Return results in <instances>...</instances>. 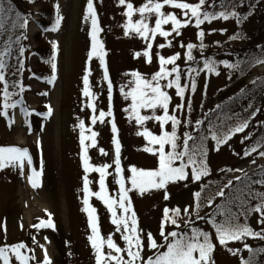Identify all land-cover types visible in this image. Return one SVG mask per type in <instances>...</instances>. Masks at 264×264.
<instances>
[{
  "label": "snow or ice",
  "instance_id": "obj_1",
  "mask_svg": "<svg viewBox=\"0 0 264 264\" xmlns=\"http://www.w3.org/2000/svg\"><path fill=\"white\" fill-rule=\"evenodd\" d=\"M29 2L32 3L34 0H29ZM116 3L123 9L122 15L125 18L124 23L119 25L122 28L123 36L139 38L144 44L141 50L133 52V57H142L147 64H152L155 57L158 63L157 70L150 75L138 70L125 73V76L130 75L132 79L119 86V92L123 99L126 101L130 99L131 101L122 111L127 114V120L130 123L134 122L137 126L135 134L143 137L146 141L139 150L151 154L156 160V166L144 168L129 165L126 174L122 165V145L118 138L119 129L115 122L112 104L114 84L109 77L106 65L107 51L99 35L103 29L99 24L94 0H87L83 21L85 23L90 22V29L87 33L90 38V48L87 52V61L81 77L83 83L81 94L86 98L82 101L81 110L90 109L91 115L88 117L90 120L88 125L83 118L77 117L74 128L79 129V159L83 169V207L81 211L87 214V225L91 230L90 234L87 235V241L90 243L94 256V264H215L213 253L217 246L225 248L232 255H237L240 249L228 247L230 241L244 242L248 238L264 240V191L251 186L258 185L264 188V178L252 180L251 185H249V174L243 169L221 168L219 169L221 172L239 171L242 175L232 176L227 179L226 183L217 185L214 196L202 197V192L207 187L202 182L203 178L209 176L211 171L206 159L209 148L205 146V141L210 136L211 140L214 141L213 150L219 151L221 145L226 144L232 136L243 133L248 127L249 121L256 117L261 109L250 103L248 109L253 110L247 118L237 119L235 123L231 124L220 121L215 127L209 123L208 136L193 137L188 131L180 134L178 130L181 126L193 125L190 118L192 99L191 96L186 98V94L188 92L195 93L197 77L201 73L219 75L218 65H224L230 70L243 71L242 63L245 66L252 63H264V48L261 49L259 56L237 63H230L227 60L216 61L204 55V50L208 45L204 42L206 33L201 25L206 22L211 24L217 19L227 21L230 18H234L236 24L240 25L242 20L247 17H242L237 9L247 3L248 15H251L256 4L252 3L251 0H219L220 10H215L217 0H211V2L209 0H195V2H191V0H144L139 6H136L132 0H116ZM54 7L56 9L55 20L50 29H43L45 32L58 30L63 20L59 3L55 4ZM169 8L172 10H167ZM135 16L138 18H134ZM9 19H11V30L6 27L5 23ZM28 24L29 16L15 11L12 0H0V34L8 33V39L4 41L5 47L0 50V85H2L0 87V98H2L0 99V117L5 118L11 127L14 118L10 116L9 110L19 106L24 126L30 134L32 125L29 117L35 110H29L25 106L22 94L26 86L21 79L9 80V76H22L25 70L27 49L23 41L27 40L28 37L26 31L23 30L27 28ZM166 25H170V27L166 28ZM189 25L197 29L196 39L199 43L192 41L185 43L182 39L177 40L178 37L182 36V30ZM16 29L22 31L15 34ZM216 31V28H210L208 34ZM226 31L225 28L219 29L221 34ZM158 36L163 38V42L155 43ZM238 38H240L238 32L228 37L229 40ZM174 41L176 44L173 43ZM220 43L221 41H214L216 45H220ZM50 44L51 55L47 62L50 64L51 75L46 78L48 84H52L56 80L59 51L57 41L52 40ZM154 44L155 51H153ZM177 45L183 52L175 51L170 55H164L160 51ZM14 46L15 64H10L8 60L13 55ZM257 47L260 46L257 45ZM194 50H199V60L194 55ZM181 57H183V68L177 62L181 60ZM93 58L98 59L99 67L103 70L102 82H106L108 98L107 111L98 110L95 103L98 93L93 91V86L90 83L92 69L89 66ZM29 71L31 70L29 69ZM32 75L35 76V73ZM41 79L45 78L41 77ZM255 83L256 81H253V84ZM169 89H174L175 96L179 98V102L171 107V111L170 105H172L173 97L169 94ZM244 91L241 89L242 93ZM42 94L47 95L46 92ZM13 97L21 98L13 99ZM46 107L47 111L37 112L36 115L45 118L51 115L52 108ZM220 108L221 105H216V109ZM142 110L144 111L142 112ZM207 115L204 113L205 117ZM105 117L111 119L106 121ZM227 120H232V117H227ZM147 121L158 123L159 134L152 132L145 126ZM97 122L108 123L111 126V144L114 146L111 163L93 164L90 162L89 148L97 147L99 134L92 127ZM204 122L203 119H196L192 131H197ZM169 124L170 130L166 128V125ZM249 136L250 134L246 135L244 140L249 139ZM190 141L192 142L191 146ZM40 144L38 138L36 141L38 148H40ZM261 149H264V140L256 141L245 147L243 156L248 157L252 153H257L260 157H264V150ZM99 152L102 155H108L102 147L99 148ZM234 154L240 155L239 153ZM42 164L43 161L41 160ZM26 165L29 169L27 175L29 184L34 189L40 187L39 178L42 175V167L41 170L33 167V158L29 149L19 146H0V170L12 167L19 169V174L23 176ZM109 169H112V172H109ZM259 171L264 172V167ZM91 172L99 174L97 181L99 189L97 191L90 188L93 183L89 179ZM255 174L253 173V175ZM109 175H113L114 182L118 186L115 195L108 193L106 178ZM181 181L200 182V190L192 193L193 204L186 205L183 208V213L179 206L169 208L165 205L158 226L159 237L163 241L160 243L151 231L145 233L139 227L130 193L135 192L137 195L143 196L150 190H164L163 199L168 200L167 185L170 182ZM238 184H242L243 187H237ZM226 189H232V191L226 192ZM93 196L105 205L110 214V223L114 226L113 231H110L106 236L101 233L97 209L89 202L90 197ZM215 197L223 198V202L216 204L211 213L201 215L200 210L205 206L204 202L206 201L207 206H213ZM45 212L47 219H40L38 223L31 225L33 229L37 231L40 229L55 230L56 226L52 219V213L47 212V210ZM253 214H257L256 224L260 226L258 230L247 222V218ZM183 217L187 218L184 219ZM217 217H221V219L217 220ZM241 217H244L243 222ZM196 221H204L210 225L214 230V237L212 232L198 227ZM169 226L171 230H168ZM20 227L23 229V223L20 224ZM114 233L120 234V239L124 242L123 246L114 240ZM44 240L47 242L48 237L45 236ZM32 242L42 250V259H37L34 248H30L25 242L20 241L0 245V264H32V262L35 264H52L45 244L38 243L35 235L32 236ZM66 243L68 242L66 241ZM243 248L247 249L250 256L248 259L241 258V264H257V254L264 253V247L254 249L246 242L243 243ZM146 249L151 254L146 255Z\"/></svg>",
  "mask_w": 264,
  "mask_h": 264
},
{
  "label": "rangeland",
  "instance_id": "obj_2",
  "mask_svg": "<svg viewBox=\"0 0 264 264\" xmlns=\"http://www.w3.org/2000/svg\"><path fill=\"white\" fill-rule=\"evenodd\" d=\"M132 2L139 6L144 0H132ZM191 2H195V0H191ZM57 3L60 5V14L63 16V20L58 30L51 31L45 36V40L49 44L52 40L58 42L56 80L52 84H48L47 81L43 85L39 84L41 81L32 75V71L36 68V58L29 51L26 52L27 59L22 76L10 77V79H21L26 87L30 86L32 89L31 92H23L22 94L25 106L29 110H35L29 117L32 132L29 134L24 126L19 106L16 109L9 110L10 116L14 118L11 127H9L5 118L0 117V146L27 147L33 158V167L37 170H41L42 167V175L39 178L41 186L36 189L32 188L27 180L29 173L27 165L23 176L19 174V169H13L12 167L0 170V245L23 241L30 248L35 249L37 259H42V250L32 242V236L35 235L38 243L45 244L52 264H94V256L90 243L87 241V235L90 234L91 230L87 225V214L81 211L83 207V169L79 159V129L74 128L77 117L83 118L86 125H88L90 124L88 117L91 115L90 109L84 108L83 111L81 110L82 101L86 99L81 94L83 87L81 77L87 61V52L90 48V38L87 35L90 22L85 23L83 21L87 0H34L32 3L29 0H23V4L19 0H12L15 11H19L22 15L33 14L32 18L29 19L27 28L23 30L26 31L28 37L27 40L23 41L26 49H33L37 46L35 34L39 31V28L34 23V17L38 18L35 12L45 5L50 4L54 7ZM94 6L97 10L99 24L103 29L99 35L107 51L105 60L109 77L114 84L112 104L115 122L119 129L118 138L122 145V165L126 174L129 165L144 168L155 167V158L151 154L139 150L146 141L143 137L135 134L137 126L134 122L130 123L127 120V114L122 111L131 101L130 99L127 101L123 99L119 92V86L132 79L130 75L125 76V73L138 70L141 73L150 75L157 70L158 63L155 57L152 64L145 63L142 57H133V52L141 50L144 44L139 38L123 36L122 28L119 25L124 23L125 18L122 15L123 9L117 6L116 0H94ZM215 10H219L218 5H216ZM237 11L241 13L240 9ZM134 18H138V16ZM263 21L264 0H260L244 23L245 34L253 33ZM5 23L6 27L11 30V19ZM165 27L169 28L170 25ZM201 27L204 28L206 33L204 40L205 44L208 45L204 50L206 57H211L216 61L227 60L230 63H236V60L245 52L247 48L246 42H244L246 35L235 40L228 39L230 35L236 33L238 28L234 18L227 21L217 19L212 21L211 24L206 22ZM210 28H216L217 31L209 35L208 30ZM221 28H225L227 31L221 34L219 32ZM20 31L22 30L16 29L15 34ZM196 31L197 29L194 26L189 25L182 30V36L178 37L177 40L182 39L185 43L189 41L199 43L196 39ZM7 39V32L0 34V50L4 48V41ZM217 40L221 41L220 45L214 44V41ZM161 42H163V38L158 36L155 43ZM173 43L176 44V41ZM155 50L154 44L153 51ZM160 51L164 55H170L175 51L183 52L178 45ZM195 52L199 60L200 52L199 50H195ZM15 55L14 47L12 59L14 64ZM177 62L181 64L182 68L184 67L183 57ZM89 66L92 69L90 83L93 86V91L98 93V98L95 101L97 109L107 111L108 98L106 82H102L103 70L99 67V61L96 58H93ZM218 70L219 75L201 73L197 77L195 93L188 92L186 94V98L191 96L192 99L190 118L193 124L197 119L204 97L212 95L219 87L226 85L237 73L236 70H230L224 65H218ZM253 81H256V83L253 84ZM260 83L264 86V63L253 68L252 76L247 80L246 87L251 86L253 88ZM168 91L173 97L172 105H170L171 111V107L179 102V98L175 96L174 89ZM45 92L47 95L42 94ZM261 96L258 106L261 110L256 117L249 121V125L243 133L232 136L226 144L221 145L219 151L213 150L214 142H210L208 162L213 172L231 166L232 168L243 169L244 172L250 174L264 167V157H260L257 153H252L248 157L243 156L244 148L251 144L264 129V90ZM19 98L21 97H13V99ZM230 105L228 107L230 110L237 107L235 104ZM46 106L52 108L51 115L46 118L36 115L37 112L47 111ZM110 119V117H105L106 121ZM145 126L152 132L159 134L158 123L147 121ZM92 127L99 135L97 136V147L89 148L90 162L93 164L111 163L114 146L111 144L110 124L97 122ZM166 128L170 130V124L166 125ZM192 128L193 125L189 127L181 126L178 131L183 133L189 129L192 133L194 132ZM249 134V139L244 140V137ZM38 138L41 142L40 148L36 145ZM242 140L243 143H241ZM100 147L104 148L108 155H102L99 152ZM41 160L43 161L42 165ZM108 171L112 172V169ZM234 175L239 176L242 173L236 171ZM98 178V173H89V179L93 181L90 188L93 191L99 189ZM106 185L108 193L115 195L118 186L114 182L113 175L106 178ZM167 190L169 192L168 200L163 199L164 190H150L143 196H139L135 192L130 193L137 213L139 227L145 233L151 231L160 243H163V241L159 237L158 226L163 208L165 205L169 208L179 206L183 213V208L186 205L193 204L192 193L197 191V183H189L188 181L170 182L167 185ZM37 201L40 204H37ZM89 202L97 209L101 233L106 236L114 228L110 223V214L107 212L105 205L96 197H90ZM214 205L200 211V214L211 213ZM45 210L52 213V219L56 226L55 230L40 229L37 231L31 225L38 223L40 219H47ZM256 215L254 214L251 219V226L258 230L260 226L256 224ZM183 218L186 219L187 217ZM21 223H23V229L20 227ZM196 225L205 231H209L204 221H196ZM168 230H171L170 226ZM45 236L48 237L47 242L44 240ZM113 238L123 246L124 242L120 239L119 233H114ZM244 242L251 247L264 244V240L253 238H248ZM244 242L230 241L228 243V247L240 249L237 255H232L225 248L217 246L213 253L215 264H241V258L245 259L248 254L247 249L243 248ZM145 253L146 255L151 254L147 249ZM32 264H35V262H32Z\"/></svg>",
  "mask_w": 264,
  "mask_h": 264
},
{
  "label": "trees",
  "instance_id": "obj_3",
  "mask_svg": "<svg viewBox=\"0 0 264 264\" xmlns=\"http://www.w3.org/2000/svg\"><path fill=\"white\" fill-rule=\"evenodd\" d=\"M19 2L23 4V0H19ZM209 2H211V0H209ZM251 2L254 4H258L257 0H251ZM216 5L219 6V0H217ZM238 9L241 10L242 17H245V16L247 18L249 17L247 3H245V5L239 7ZM39 13L41 16L40 20L38 21V24L40 26V31L36 33L35 35L37 46L33 49L28 48L27 51L31 52L32 56L36 58V63H35L36 68L35 70L32 71V74L35 73V77L39 81H41V83L39 84L43 85L45 81H47L46 78L51 75L50 64L47 62L51 55V45L47 42V40H45V36L51 31L45 32L43 29L51 28L55 20V17H56V9L52 5L48 4V5L43 6L40 9ZM29 14L28 16L30 19L31 14L30 15ZM247 18L243 19L241 24L238 25L236 33L238 32L240 37L246 35L244 31V23L247 20ZM245 38L246 39L244 40V42H246L245 44L247 48L245 52L243 53V55L240 56L236 60V63L238 61L249 60L250 58L254 56H259L261 54V49L264 48V21L260 24V26L253 33L246 35ZM257 45H259L260 47L258 48ZM194 55L196 56L195 50H194ZM12 59H13V55L8 60L10 64H14ZM260 64H263V63H260ZM260 64L252 63V64H249L248 66H245L242 63L241 68L243 69V71H237L236 76L233 79H231L226 85L219 87L212 95H207L204 97V101L200 107L197 119H203L205 122L202 126H200L197 129V131L191 133L193 137L208 136L209 123H211L215 127L216 125H218L220 121H225L226 124H231V123H235L237 119L247 118L250 112L253 110V109H248V105L250 103L254 105V107L259 106V103L262 97L261 94L263 93L264 86L261 85L260 83L258 86H254L253 88H251V86L246 87V82L248 79L251 78L252 73H253V68H255L256 66ZM10 77L11 76H9V80H11ZM41 77L45 79H41ZM241 89H244L245 91L242 93ZM31 91L32 89L30 87H26L24 92L28 93ZM218 104L221 105L220 109H216V105ZM230 104L232 105L235 104V106L237 107L236 108L234 107V109L230 110L228 108L231 106ZM245 109H248V111H245ZM204 113L208 114L207 117L204 116ZM227 117H232V120H227ZM34 127L36 128V126ZM193 127H195V123L193 124ZM188 132H190L189 129H188ZM260 140H264V129L260 134H258V136L252 141V143L256 141H260ZM211 141H212L211 137L208 136V139L205 141V146L209 148V144ZM191 144L192 142L190 141V146ZM251 144H249L248 146H250ZM261 150H264V149H261ZM208 158H209V155H207V158H206L207 162H208ZM208 165L211 171H210L209 176L203 178L202 182L207 187L202 192V197L214 196V192L217 188V185H222L223 183H226L228 178L235 176L234 172L227 173V172H221L219 170L216 172H213L209 162H208ZM227 167H231V166H227ZM253 173H256V174L253 175ZM249 177L250 179L248 183L249 185H251L252 180L264 178V172H260L259 170H256L250 173ZM236 186L241 187V188L243 187L242 184H238ZM251 186L257 188L260 191H264V188H261L258 185H251ZM198 190H200V182H197V191ZM228 191H232V189H226V192ZM222 202H223V198L215 197L214 199L215 205L220 204ZM204 203H205V206L200 211L209 207L206 205V201ZM233 210L235 211V208H233ZM253 215L247 218V222L249 223L250 226H251V219ZM220 219L221 217H217V220H220ZM240 219L243 222L244 217H241ZM207 226H208L209 231L212 232V234L214 235V230L211 228V226L208 224ZM260 247H264V244H258V245L253 246L254 249L260 248ZM249 256H250V253L248 252L245 259H248ZM256 260H257V264H264V253L257 254Z\"/></svg>",
  "mask_w": 264,
  "mask_h": 264
},
{
  "label": "bare ground",
  "instance_id": "obj_4",
  "mask_svg": "<svg viewBox=\"0 0 264 264\" xmlns=\"http://www.w3.org/2000/svg\"><path fill=\"white\" fill-rule=\"evenodd\" d=\"M37 204H40V203L37 201Z\"/></svg>",
  "mask_w": 264,
  "mask_h": 264
}]
</instances>
